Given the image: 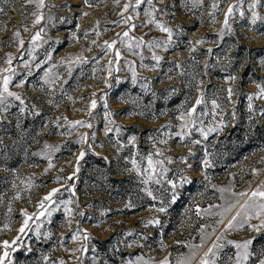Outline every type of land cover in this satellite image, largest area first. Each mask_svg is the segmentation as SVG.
<instances>
[{"label": "rangeland", "instance_id": "rangeland-1", "mask_svg": "<svg viewBox=\"0 0 264 264\" xmlns=\"http://www.w3.org/2000/svg\"><path fill=\"white\" fill-rule=\"evenodd\" d=\"M128 2L0 0V69L13 70L0 80L10 75L8 90L24 102L0 105V255L8 241L5 264H200L215 242L212 264H236L228 242L254 239L255 255L241 264H258L264 228L251 226L264 221V199L252 197L264 191V99L255 95L264 85V0H154L167 9L154 16L170 40L147 22L149 5L123 12ZM197 98L193 124L186 114ZM150 154L156 170L145 184Z\"/></svg>", "mask_w": 264, "mask_h": 264}, {"label": "snow or ice", "instance_id": "snow-or-ice-1", "mask_svg": "<svg viewBox=\"0 0 264 264\" xmlns=\"http://www.w3.org/2000/svg\"><path fill=\"white\" fill-rule=\"evenodd\" d=\"M33 0H28V3H32ZM88 0H85V3H87ZM116 3L118 4L119 3V0H116ZM160 3H163V0H160ZM200 3V0H193V5H197ZM142 4H147L149 5V9H147L145 11V15L149 16V20L147 21L148 23H154L155 26L161 31V32H165L168 34V37H169V40L171 39V36H172V30L168 27H166L164 24L158 22L156 19H155V16H154V13L156 12H165L167 9L166 8H157L154 4V0H134V3L131 2V0H129L128 3H125L124 4V7H123V12H127L130 8L135 10L137 8H139ZM90 6V5H89ZM256 5L253 4L251 7H255ZM37 7L38 8H43L44 7V0H38V3H37ZM213 8H217L218 5L217 4H213L212 5ZM234 10V6L230 5L229 8H228V11L226 12L225 14V19H224V25L225 27L228 26V17L232 14ZM0 11H2V9H0ZM123 12L121 13V15H123ZM85 15H87V13H85ZM211 15V13H210ZM253 17H254V20L253 22H255V18H256V13L253 12ZM42 17L40 16H37L36 20H35V23H39L40 20H41ZM132 17L129 16L127 17L123 22L124 23H127L128 20H130ZM133 28L137 27L136 25H133L132 26ZM131 30V29H130ZM41 31H43L41 29ZM16 35L18 36L19 33L17 32ZM124 36H128V32H124L123 33ZM39 38V32L33 37V41L37 40ZM199 42V41H198ZM141 43H143V41H141ZM21 44H23V41H21ZM113 44H115V41H113L112 43H108L107 41L105 42V45L107 48L111 49L113 47ZM156 47H159L160 45L159 44H156L155 45ZM129 48H131V45H129ZM211 51V50H209ZM116 58L117 60L120 59V53L119 51L116 52ZM153 59H155L156 61H159L160 57H157V56H153ZM6 63L7 64H11L12 63V60H11V57L9 56L8 59L6 60ZM109 63H112V61H110ZM13 70L11 68H5V69H0V72L2 73H11ZM12 77L10 75H3L2 77V80H0V105H4L5 102H6V99L7 97H14L16 100H20V103L23 104V100H21V98L16 94V93H13L11 91L8 90V87H9V83L11 81ZM231 79H235V77H231ZM19 86V85H17ZM257 89L259 90L255 95L258 97V98H261V99H264V85L262 84H257L256 85ZM228 97L229 99L231 98L232 94H233V89H228ZM6 94V95H5ZM95 95V94H93ZM101 99H103V97H101ZM253 99V96L252 95H249L248 96V100L250 101L249 105H248V108L251 110L252 109V104H251V100ZM96 100H92L91 101V108H95L96 107ZM202 103V99L201 98H197L196 101H195V105L187 112V116L189 118H193L194 117V114L196 113L197 111V106H199L200 104ZM219 107V105L217 104V102L215 100L212 101V109H213V114H215V110ZM21 111H24V109L22 108ZM106 115L110 116L111 113H107ZM201 115H207V113H201ZM184 118V114H181V117L180 119H183ZM191 122L193 124H195V119L193 118L191 120ZM114 123V122H113ZM75 124H81L82 126H87V127H91V125H84L82 121H76ZM217 129L216 128H210L209 131H216ZM107 131H111V129H108ZM117 131H119V129H117ZM201 134L204 136L205 139H207V135L208 133L207 132H201ZM82 140L85 139V137H82L81 138ZM181 139H183V137H181ZM134 140V138H133ZM161 143H166V141H163L161 140L160 141ZM195 143H199V141H194ZM157 154H159V151H157ZM85 155V153L82 151L80 153V156L77 158V161L79 162V159H82L83 156ZM155 163L157 164H160V163H163L162 161H156ZM133 164L135 165V161H133ZM205 164H207V161L205 162ZM49 167H51V164L49 165ZM155 167H154V162L152 161L151 159V154L149 155L148 157V169H145V174L147 176V179H145L143 182L145 184L148 183V180L152 179L153 177L151 176V172H155ZM166 171V170H165ZM72 177H69V179H71ZM59 179V178H58ZM158 182V181H157ZM182 183H186L187 180L184 179L181 181ZM169 183L171 184L172 188L175 189L177 187V185L172 182V181H169ZM221 191H223V189H221ZM59 192V189H56V188H53L46 196L43 197V201H50L52 200V197L57 193ZM149 195H151V193L149 192ZM239 195L241 196H245L247 195V193H240ZM252 197H260L262 199H264V191H261V190H256L254 192H252ZM178 199V195L175 191L172 192V202L174 203L176 200ZM251 199V197H250ZM43 201L41 202V204L39 205L40 207H44V204H43ZM66 203L70 204L71 201H67ZM247 205V202H245L244 205H241L240 207L241 208H244L245 206ZM261 212H264V204H260L257 206ZM72 209L71 208H66V214L67 215H72ZM157 211L161 212V213H164L166 211V208H164L163 206L158 208ZM26 217V219L24 220L23 222V225L21 226V228L18 230L19 232L23 233L25 231V228L28 226V219H30L29 217H27V213H23ZM50 214V212H49ZM199 214V213H198ZM41 215H43V213H41ZM81 216L84 215L83 212L80 213ZM240 215V212H237V214L235 216H233L227 223V225L225 226L226 228L230 229L232 228L233 226V222L236 221L237 217ZM259 215V213L257 214ZM247 215L245 216V219H247ZM149 224H153V223H159V221H152L150 220L148 222ZM220 223H223V221H220ZM7 227V226H6ZM241 227H243V225H241ZM252 229L256 232H259L261 228H264V221H261V225L260 226H251ZM73 239H76V236L73 235L72 237ZM84 239H88L87 235H85ZM220 237H217V240H219ZM12 244H15L16 243V240H13L11 242ZM229 244H232L233 247H235L238 251L236 252V257H237V260H236V264H241V262H247L249 260V257L250 256H253L255 255L254 252L250 251V247L253 245L254 243V239H248V240H245L243 241L242 243H236V242H233V241H229L228 242ZM10 243L8 241H3L2 242V247L3 249H5L3 251V254L0 255V264H5V260L9 257V252L7 251V249L10 247ZM219 247H222V245H218L216 244L215 242L212 244V246L208 249V251L204 254V258H201L200 260V264H212V261L208 258L209 257V253L212 254V256L214 257L215 256V252H213V249L214 248H219ZM261 256H264V252H261L260 253ZM146 264V262H145ZM162 264H167V261H164L162 262ZM258 264H264V259H260L258 257Z\"/></svg>", "mask_w": 264, "mask_h": 264}]
</instances>
